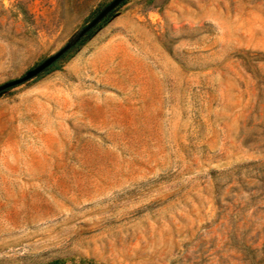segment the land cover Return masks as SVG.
<instances>
[{
    "label": "rangeland",
    "instance_id": "1",
    "mask_svg": "<svg viewBox=\"0 0 264 264\" xmlns=\"http://www.w3.org/2000/svg\"><path fill=\"white\" fill-rule=\"evenodd\" d=\"M111 1L0 0V84ZM124 2L0 95V264H264V0Z\"/></svg>",
    "mask_w": 264,
    "mask_h": 264
},
{
    "label": "water",
    "instance_id": "2",
    "mask_svg": "<svg viewBox=\"0 0 264 264\" xmlns=\"http://www.w3.org/2000/svg\"><path fill=\"white\" fill-rule=\"evenodd\" d=\"M124 1L126 0H112L87 25L83 27L71 41L66 43L57 52L44 59L35 67L26 71V73L21 77L11 79L0 84V93L6 91L7 89L23 84L43 73L57 60H59L69 49H71L73 45L78 43L90 30L96 27L106 16H108L113 10L120 6Z\"/></svg>",
    "mask_w": 264,
    "mask_h": 264
},
{
    "label": "trees",
    "instance_id": "3",
    "mask_svg": "<svg viewBox=\"0 0 264 264\" xmlns=\"http://www.w3.org/2000/svg\"><path fill=\"white\" fill-rule=\"evenodd\" d=\"M124 3H125V2H124ZM114 11H115V10H113L112 12H114ZM112 12H111L108 16H106L104 20H107V19L109 18V16L112 15ZM104 20H103V21H104ZM91 32H92V31H90V33H91ZM55 65H56V63H54L52 66H50L46 71L48 72V71L52 70V69L54 68ZM10 89H11V88H10ZM10 89H7L6 91H8V90H10ZM6 91H3L2 93H0V95L3 94V93L6 92Z\"/></svg>",
    "mask_w": 264,
    "mask_h": 264
}]
</instances>
